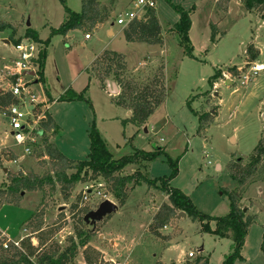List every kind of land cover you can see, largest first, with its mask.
Wrapping results in <instances>:
<instances>
[{
	"label": "rangeland",
	"instance_id": "1",
	"mask_svg": "<svg viewBox=\"0 0 264 264\" xmlns=\"http://www.w3.org/2000/svg\"><path fill=\"white\" fill-rule=\"evenodd\" d=\"M66 1L72 11L81 12L82 0ZM98 1L111 15L106 23L93 30L78 29L65 36H51L52 30L58 29L66 19L59 0H0V22L16 29V39L26 43L28 28L40 39H50L44 84H35L37 77L25 79L29 84L25 96L27 103L33 95L41 110H47L59 128L58 135L49 137V142H54L69 159L85 160L90 149L89 131L95 124L115 158L130 155L135 149L147 152L165 149L171 159L178 161V175L171 180V187L189 196L205 215H228L230 204L224 192L237 188L229 175L228 164L232 159L247 163L264 136V72L242 85L240 79L233 77L231 68H237L243 75L249 73L254 64L264 65V17L246 11L242 0H229L227 5L223 3L226 12L217 7L215 0H170L172 5L193 9L189 34L193 57H188L179 46L178 38L169 33L179 16L166 0L155 1L162 32L161 45L125 40L123 29L126 26L117 25V19L119 16L127 19L126 15L135 9V0ZM214 26L218 33L213 41ZM111 30L112 35L109 34ZM0 34V91H8L11 85L9 70L14 61L20 59V54L15 44L9 41V31ZM87 34L89 38L85 39ZM35 45L39 55L41 46ZM251 45L259 51L253 62L247 55ZM104 51L123 54L128 76L142 83L164 65L167 96L149 117L147 132L146 124L139 127L129 122L131 111L118 106L117 96H111L99 81L88 75L87 70L95 56ZM217 72L222 77L213 82ZM227 81L231 84L227 85ZM86 86L85 98L91 104L59 101L68 90L81 93ZM204 114H214L215 119L199 133L198 116ZM10 133L9 119L0 113V151L10 149L8 152L17 156L15 161L0 163V184L7 182L5 171L40 176L51 173L48 158L39 157L45 148L42 137L36 136V144L30 146L32 153L27 155L26 146L17 145ZM137 168L126 167L123 174H131ZM147 174L151 179L169 178L171 168L165 157L152 162ZM86 187L93 193L88 201L82 199L81 206L97 209L106 194V185L101 180L78 184L67 201L58 186L56 191L47 187L44 192H25L19 207L6 203L0 205V232L5 234L6 240L19 241L29 236L24 224L35 211H44V229L54 226L59 215L64 213L67 224L55 236V241L65 248L67 238L74 235L71 205L80 195L83 196ZM96 192L101 196L97 197ZM107 197L118 205L111 196ZM241 197L242 208L255 216L256 222L251 226L242 249L243 259L235 264H264L261 250L264 240V166L259 169L258 181L249 185ZM163 203H168L163 193L145 184L138 186L126 204L118 207L104 225L102 222L96 224V227L100 226L98 230L86 224L85 229L93 234L89 246L99 251L108 264V261L114 264H192L201 258H206L208 264H222L232 253L231 240L203 232L200 222L188 216L175 218L161 231L163 236L170 237L169 241L153 237L148 227ZM31 239L32 242L36 240L35 237ZM189 254L193 256L189 257ZM72 264H85L83 250Z\"/></svg>",
	"mask_w": 264,
	"mask_h": 264
},
{
	"label": "trees",
	"instance_id": "2",
	"mask_svg": "<svg viewBox=\"0 0 264 264\" xmlns=\"http://www.w3.org/2000/svg\"><path fill=\"white\" fill-rule=\"evenodd\" d=\"M59 1L65 9L66 19L58 29L52 30L51 36H65L68 32L78 29L93 30L98 25L106 23L111 17L107 8L102 7L98 0H82V10L79 13L68 8L66 0ZM166 1L179 16L178 22L169 30V33L178 38L179 46L184 54L193 57V46L189 35L192 27L191 12L193 9L185 10L180 6L172 5L170 0ZM215 1L217 7L226 12L227 7L222 6L225 2L227 5L229 0ZM242 4L246 11L257 13L262 16L261 18L264 17V0H242ZM7 31H9L11 43L17 45L21 42V39L15 38L17 31L13 26L0 22V32ZM161 33L157 13L153 8H148L145 11L143 19L133 20L123 29V35L128 43L161 45ZM217 33L218 30L214 26L213 41ZM25 38L41 46L34 67L36 68L37 82L44 84L47 47L50 39H40L38 34L29 28L26 30ZM247 55L253 62L257 60L259 51L251 45ZM231 71H233V77H240L241 71L237 68H231ZM87 73L99 81L103 88H106V82L110 80L118 85L120 93L115 97L116 104L131 111L129 122L139 127L147 123L149 117L164 103L167 96L164 65H161L147 82L142 83L128 76L126 57L123 54L104 51L95 58ZM221 77L222 74L217 72L212 81L216 82ZM16 80L17 76L11 77V84H15ZM87 89L88 86L81 93L68 90L60 97L59 101H86L91 104L90 100L85 98ZM17 104H19V99L11 91H0V113L6 115L7 110ZM42 113L43 117L34 134L43 139L45 148L39 157L48 158L51 173L40 176L22 171L18 173L6 172L7 182L0 184V205L6 203L19 207L25 192H44L47 187L51 191H56L57 186L63 199L67 201L78 184L101 180L106 185L105 196H111L117 202L118 207H123L131 192L145 184L148 188L157 190L168 198V203H163L159 207L148 227V232L153 237L169 241L170 237L163 236L161 231L183 212L193 221L200 222L203 232L213 233L220 238L232 241V253L225 258L222 264H235L236 261L243 259L241 252L256 218L249 215L248 212H244L241 196L249 185L258 181L259 169L264 166V136L258 142L247 163H244L242 159H232L229 162V175L237 184L235 190L224 192L229 199L230 212L224 217H211L201 213L189 196L181 190L171 187V180L178 175V161L171 159L165 149L159 148L150 152L135 149L130 155L115 158L93 124L89 131L90 149L86 159L72 160L66 157L54 143L49 142V137L58 135L59 128L51 115L47 111H42L37 105L34 114L38 116ZM198 118L201 125L199 133H201L215 119V115L204 114ZM48 133L51 134L46 136ZM8 151H0V163L3 160L15 161L17 159L14 153ZM161 156L165 157L166 163L171 168V175L169 178L151 179L147 174V169ZM129 166L138 168L133 173L124 175V169ZM83 198L84 196L80 195L77 201L71 205L70 216L74 223V235L67 238L68 245L65 248L55 241V236L67 224L65 214L59 215L54 226L44 229L45 213L43 210H38L25 222V230H29L30 234L19 240V247L10 244L5 249L3 245L7 240L0 232V264H72L80 250H83L85 264H108L103 260L99 251L89 246L93 234L85 229L84 217L92 209L88 206H81ZM110 218L111 216L107 217L102 225ZM99 227L97 226L96 229L98 230ZM32 237L36 238L37 245H33ZM261 250L264 253V240ZM192 264H208V260L201 258Z\"/></svg>",
	"mask_w": 264,
	"mask_h": 264
},
{
	"label": "built area",
	"instance_id": "3",
	"mask_svg": "<svg viewBox=\"0 0 264 264\" xmlns=\"http://www.w3.org/2000/svg\"><path fill=\"white\" fill-rule=\"evenodd\" d=\"M156 0H135V9L129 12L126 16L127 19H123L121 16L117 19V25H125L133 20H141L145 14V11L148 8L155 9ZM89 36L86 35L85 39H88ZM1 40V34H0ZM15 45L16 51L20 54V59L18 61H14L13 66L10 68V77L17 76V80L15 84L10 85L9 91L13 93L15 97L19 99V104L11 106L7 110V114L5 115L10 122L11 133L10 135L13 137L17 145L26 146L25 153L30 155L32 150L30 146L36 144L37 137L34 132L37 130L39 121L43 117V114L36 116L34 114V109L37 105L36 98L31 95L29 104L26 101V93H28V83L25 81L26 78H30V76L26 75L27 72L35 71V60L38 58L37 54V46L33 41L29 39H25ZM261 72H264L263 64H254L251 67L249 73H245L241 75L238 79H240L242 85H246L248 82H251L255 78L259 76ZM102 187V186H101ZM93 191L86 187L83 191L84 201L89 200V196H91ZM97 197L101 196L100 192H96ZM108 199L107 196H103V200ZM13 244L16 247H19V241H11L7 240L4 242V248ZM192 254H189V257H192ZM109 264H114V262H109Z\"/></svg>",
	"mask_w": 264,
	"mask_h": 264
},
{
	"label": "water",
	"instance_id": "4",
	"mask_svg": "<svg viewBox=\"0 0 264 264\" xmlns=\"http://www.w3.org/2000/svg\"><path fill=\"white\" fill-rule=\"evenodd\" d=\"M114 16V15H113ZM110 35L113 34V31L111 30L109 32ZM6 44H9L8 40H5ZM26 75L35 78L36 77V72L35 71H30L27 72ZM38 83L37 81L35 82V84ZM231 82L227 81V85H230ZM106 89L109 92V94L111 96H118L120 93V89L117 86V84L113 81H107L106 82ZM129 115H131V112L129 113ZM145 131L147 132V124L145 125ZM7 172V171H5ZM24 195V194H23ZM118 210V206L112 202L109 199H106L104 201H102L97 209L95 210H91L85 217H84V221L86 224H91L93 229L96 228V224L103 222L107 217L111 216L114 212H116ZM244 212H246V210H244ZM187 215L185 213H180L176 218L180 219V218H185ZM33 245H37V240H33Z\"/></svg>",
	"mask_w": 264,
	"mask_h": 264
},
{
	"label": "crops",
	"instance_id": "5",
	"mask_svg": "<svg viewBox=\"0 0 264 264\" xmlns=\"http://www.w3.org/2000/svg\"><path fill=\"white\" fill-rule=\"evenodd\" d=\"M98 26H99V25H98ZM99 55H100V54H99ZM95 57H97V56H95ZM94 60H95V59H94ZM92 63H93V62H92ZM35 82H36V80H35ZM40 105H41V104H40ZM41 106H42V105H41ZM43 108H44V107L42 106V109H43ZM43 111H47V110H43ZM47 112H48V111H47ZM51 117H52V116H51ZM55 123H56V122H55ZM53 138H54V137H53ZM53 138H52V140H53ZM51 142H52V141H51ZM52 143H54V142H52ZM2 150H5V151H6V150H10V149H2ZM2 150H1V151H2ZM1 233L3 234L4 237H6L5 234H4L3 232H1ZM7 239H9V238H7ZM9 240H11V239H9ZM108 262H113V261H108Z\"/></svg>",
	"mask_w": 264,
	"mask_h": 264
}]
</instances>
